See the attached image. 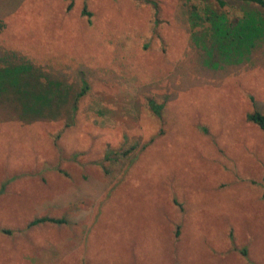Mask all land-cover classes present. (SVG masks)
Segmentation results:
<instances>
[{"label":"rangeland","instance_id":"374dc122","mask_svg":"<svg viewBox=\"0 0 264 264\" xmlns=\"http://www.w3.org/2000/svg\"><path fill=\"white\" fill-rule=\"evenodd\" d=\"M156 1L0 0V54L91 86L70 126L6 120L0 101V264H264V129L248 119L264 114V33L251 47L221 17L223 36L193 41L209 9L264 6ZM40 215L66 221L28 225Z\"/></svg>","mask_w":264,"mask_h":264},{"label":"trees","instance_id":"16d2710c","mask_svg":"<svg viewBox=\"0 0 264 264\" xmlns=\"http://www.w3.org/2000/svg\"><path fill=\"white\" fill-rule=\"evenodd\" d=\"M139 1L147 3L150 2L154 7L157 8L156 0ZM234 1L238 3L242 2L246 7H249L247 5L248 2L264 6V0ZM215 2L219 7H224L228 1L215 0ZM70 7L71 4L68 5V8ZM204 9L203 11L206 12V9ZM196 12L199 11L195 7V10H193V13H195L194 17H196L197 15ZM206 15L207 17H203L201 19L202 21H195L193 23L195 27L202 26V29L204 30V32H200L199 30L195 31L193 41L196 43L197 41H200L199 43H208V40L213 41L215 38L214 36L216 34V31H221L222 36L224 35V31L222 29L219 30L218 26H216L217 23L220 24L219 21L221 17L224 18L223 20H221L223 24H227L228 27H235V29L238 28L237 32H242L245 37H247L248 35L247 38L251 47L256 46L257 41L260 40V36L264 33L258 29V27L261 26L262 30H264V18L259 15H252L251 11H246L243 17H235L234 19L230 20L228 19L226 13H222V11L218 12L215 9H209V12H206ZM205 22H208V24L210 25L207 26V23ZM4 27L5 24L3 22H0V30H2ZM210 30L211 34L208 35L207 33ZM199 33L202 34L198 36ZM30 77L35 78L34 81L36 82H54V87L46 89L44 90V92H39L38 90H36V92H32V90L29 91L27 90L23 79ZM48 78V75L40 72L39 68L32 65L29 61L25 60V58L16 50L2 49L0 54V101H4L2 107L4 108V114H6H3V118L9 121L14 119H20L25 122H32L35 120L64 119L66 120L65 126L72 125L74 123L75 116L79 108V101L83 98L84 95H87L91 89L90 83L87 81V79L82 78V84L79 87L75 88L72 85L64 84V82L56 78V81L49 80ZM13 85H17L19 90L17 92L13 91V94L5 93L8 87ZM27 98H29L30 101L33 103L32 105L26 104ZM148 104L152 112H154L157 116L160 117L162 115L165 103L158 102L156 98L153 97L148 99ZM248 119L257 123L262 129H264V114L255 111L248 114ZM137 145V142L130 145L131 147L126 150V153L135 149ZM115 153V148L108 147L106 151V158L113 159ZM7 182L8 181L5 180L0 185V194L4 193V191L6 190ZM45 221L62 223L65 222L66 219L63 217H56L51 215H40L33 217L29 221L28 225L31 226ZM241 252L244 256L248 258L247 246L242 247ZM253 264L258 263L254 262Z\"/></svg>","mask_w":264,"mask_h":264}]
</instances>
